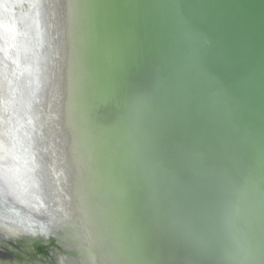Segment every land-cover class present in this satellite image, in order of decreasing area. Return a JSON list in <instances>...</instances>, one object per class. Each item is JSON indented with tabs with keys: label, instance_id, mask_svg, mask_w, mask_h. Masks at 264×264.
<instances>
[{
	"label": "water",
	"instance_id": "1",
	"mask_svg": "<svg viewBox=\"0 0 264 264\" xmlns=\"http://www.w3.org/2000/svg\"><path fill=\"white\" fill-rule=\"evenodd\" d=\"M0 264H264V0H0Z\"/></svg>",
	"mask_w": 264,
	"mask_h": 264
},
{
	"label": "bare ground",
	"instance_id": "2",
	"mask_svg": "<svg viewBox=\"0 0 264 264\" xmlns=\"http://www.w3.org/2000/svg\"><path fill=\"white\" fill-rule=\"evenodd\" d=\"M43 192H44V190H43ZM65 194H66V192H65ZM58 196H60L61 198H63V194L61 193V190H60V195H58ZM55 207H58V212H59V214H60L62 210L59 209V205H56V204H55ZM50 208H51V207H50ZM64 214H67V215H68V212L66 213V211H65ZM71 214H72V213H71Z\"/></svg>",
	"mask_w": 264,
	"mask_h": 264
}]
</instances>
